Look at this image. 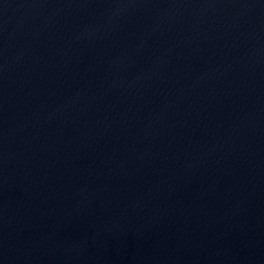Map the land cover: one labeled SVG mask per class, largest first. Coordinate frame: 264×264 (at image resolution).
<instances>
[{
  "label": "water",
  "instance_id": "1",
  "mask_svg": "<svg viewBox=\"0 0 264 264\" xmlns=\"http://www.w3.org/2000/svg\"><path fill=\"white\" fill-rule=\"evenodd\" d=\"M0 264H264V0H0Z\"/></svg>",
  "mask_w": 264,
  "mask_h": 264
}]
</instances>
